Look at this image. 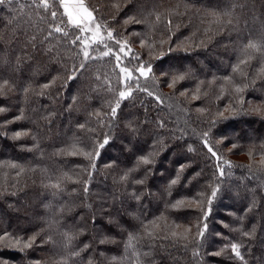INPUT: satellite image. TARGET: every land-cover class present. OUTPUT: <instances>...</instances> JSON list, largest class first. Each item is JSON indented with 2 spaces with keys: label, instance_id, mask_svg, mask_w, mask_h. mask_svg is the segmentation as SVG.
I'll return each instance as SVG.
<instances>
[{
  "label": "trees",
  "instance_id": "1",
  "mask_svg": "<svg viewBox=\"0 0 264 264\" xmlns=\"http://www.w3.org/2000/svg\"><path fill=\"white\" fill-rule=\"evenodd\" d=\"M49 4L0 6V264H264V0Z\"/></svg>",
  "mask_w": 264,
  "mask_h": 264
},
{
  "label": "snow or ice",
  "instance_id": "2",
  "mask_svg": "<svg viewBox=\"0 0 264 264\" xmlns=\"http://www.w3.org/2000/svg\"><path fill=\"white\" fill-rule=\"evenodd\" d=\"M16 2H17V0H0V6L12 5V4L16 3ZM60 3H61V5L64 8V14L68 17V23L70 25L74 26V27L79 28L80 25L82 24V22H84L86 20L94 19L93 12L90 11L83 4V0H60ZM33 4H34V6L36 8H42L45 11L49 10V8L51 7V5L49 4V0H33ZM226 15H227V13H226ZM56 16H57V13L55 11H52L51 12V17L53 19H55ZM157 18L159 19V17H157ZM129 19H131V18H129ZM229 23H231V21H229ZM97 28H99V25H97ZM83 30L84 29H81V31H83ZM53 33H61L64 37H67L69 35V33L67 31H65L64 28L60 27L59 25H55V26L52 27V30L48 32L47 36L44 37V40H48L49 38H51L53 36ZM108 35H109V38L112 37V33L111 32H109ZM77 40H79V37H77L76 40H72L71 43L75 44ZM31 42H32L33 46L35 47L36 46L35 45V42H36V36L35 35H33L31 37ZM41 43H43V41H41ZM260 47H261V45H258V44L253 43V42H249L246 45V49L251 48V49H254V50H259ZM48 50L51 51V49H48ZM121 51H123V48H121ZM83 55H84L85 58L89 57V53L87 51H84ZM104 55H108V53L106 52V53H104ZM242 63H243V61H242ZM80 67L83 68L84 65L81 64ZM138 70L140 71V74L142 76H147L148 72L151 71V68L149 67L147 69V71H145L144 68L141 67ZM122 71H126V70L122 69ZM72 78L73 77H69V79H72ZM179 78L183 79L182 76L179 77ZM5 83H7V81H5ZM169 86L171 87L172 85H169ZM237 91H239V89H237ZM119 95H120L121 98H125L126 96L131 95V93L130 92L126 93L124 91H121ZM149 95H151V93H149ZM118 106L119 105H117V107ZM3 111H5V109L4 108H0V112H3ZM112 113H113V115L116 113V108L112 109ZM19 118L20 117H18L17 119H19ZM22 135H26V133H19L18 132L12 138L13 139H17V138H20ZM205 135H207V134H205ZM107 143H108V140L106 139L104 141V144H107ZM205 143H207V141H205ZM104 144H101L100 147H104ZM191 150L192 149H189V151H191ZM209 151L212 152L213 156H216V153L213 152L211 148H209ZM218 159H219V157H218ZM142 163L147 165V164H150L151 161L147 157H144V158H142ZM220 176H224L223 169H220ZM176 182H177L176 180H173L172 184H175ZM85 190H87V189H85ZM212 195L214 197L216 196V190L213 191ZM204 228L205 229L207 228L206 224L204 225ZM149 235H151V234H149ZM200 235H203V232H201ZM5 239H9L7 234H5L4 236H0V240H5ZM133 239H135V238L131 237V236L129 237V245H128L129 247L132 246ZM17 243H19V241H17ZM31 243H32L31 241L25 243L24 247H31ZM85 247H87V245ZM232 251L235 253V255L237 257H239L241 260H243V257L241 256L237 245H235V244L232 245ZM144 255L147 256L148 253H145Z\"/></svg>",
  "mask_w": 264,
  "mask_h": 264
},
{
  "label": "rangeland",
  "instance_id": "3",
  "mask_svg": "<svg viewBox=\"0 0 264 264\" xmlns=\"http://www.w3.org/2000/svg\"><path fill=\"white\" fill-rule=\"evenodd\" d=\"M6 154H8V155L10 156L11 153H10L9 150H7ZM3 241H4V240L0 241V244H1Z\"/></svg>",
  "mask_w": 264,
  "mask_h": 264
}]
</instances>
